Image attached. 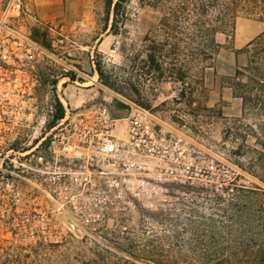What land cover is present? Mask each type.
I'll return each instance as SVG.
<instances>
[{"label":"rangeland","instance_id":"rangeland-1","mask_svg":"<svg viewBox=\"0 0 264 264\" xmlns=\"http://www.w3.org/2000/svg\"><path fill=\"white\" fill-rule=\"evenodd\" d=\"M159 1L153 8L131 0L114 31L102 0H0V19L12 2L20 5L6 21L38 47L21 84L24 109L1 145L7 171L0 173V264H144L133 257L156 238L168 255L190 257L217 249L209 243L212 233L224 235L233 190L223 189L264 191V116L242 110L232 91L235 71L246 65L244 48L264 31V0H240L233 28L215 36L220 49L199 62L190 54L204 45L196 31L208 27V0ZM163 17L176 38L165 50L180 56L165 54L162 68H181V80L141 70L153 39L162 41ZM130 103L149 110L164 133L203 149L211 173L171 183L167 193L137 202L126 217L111 213L100 225L83 223L70 208H48L29 182L34 177L13 173V151L43 152L39 142L60 121L54 120L57 105L62 118L103 104L122 119Z\"/></svg>","mask_w":264,"mask_h":264},{"label":"built area","instance_id":"built-area-1","mask_svg":"<svg viewBox=\"0 0 264 264\" xmlns=\"http://www.w3.org/2000/svg\"><path fill=\"white\" fill-rule=\"evenodd\" d=\"M19 8L12 2L0 19V156L7 129L24 109L21 84L38 49L6 21ZM52 131L39 142H45L43 152L13 151V173L30 174L48 208H70L85 224L100 225L111 213L126 217L137 202L167 193L169 184L189 183L193 175L213 169L203 149L164 133L149 110L131 103L122 119L113 118L103 104L73 117L66 112ZM76 220L70 218L71 227Z\"/></svg>","mask_w":264,"mask_h":264},{"label":"trees","instance_id":"trees-1","mask_svg":"<svg viewBox=\"0 0 264 264\" xmlns=\"http://www.w3.org/2000/svg\"><path fill=\"white\" fill-rule=\"evenodd\" d=\"M107 13L112 14L111 29L117 31L126 14V9L131 0H102ZM141 4L160 8L159 0H139ZM240 0H208L209 8L208 27L198 29L196 38L204 40V45H198L190 54L194 62L202 59L211 60L220 49L216 42L217 33H224L233 28L234 19L239 13ZM161 25L162 41L153 39L148 53L145 55L146 66L141 70L147 73L155 72L163 76L167 74L181 80L185 72L173 65L169 69L162 68V59L165 54L179 57L175 48L165 50L167 46L176 41L172 34L169 20L163 17ZM36 36V34H35ZM243 52L246 56V65L237 68L232 86L233 94L241 100V109L249 107L256 110L260 116H264V31L250 41ZM177 58H173V61ZM71 80H74L71 78ZM54 120L62 119L63 112L60 105L56 107ZM261 146L264 147V144ZM264 162V161H263ZM233 190V194L227 200L225 217L226 225L221 226L223 236L212 233L210 244L213 250L194 251L189 257L181 255H168L161 248L162 239L156 238L146 243V248L141 254L133 257L144 264H264V191L259 189H223L227 193ZM228 194V193H227ZM217 201H221L219 198ZM214 232V224L207 226ZM197 246L200 245L199 236L196 234ZM207 245V244H206ZM137 246H130L136 249Z\"/></svg>","mask_w":264,"mask_h":264}]
</instances>
